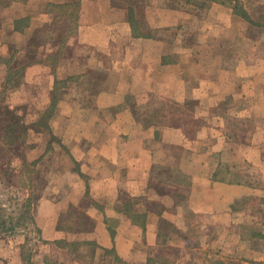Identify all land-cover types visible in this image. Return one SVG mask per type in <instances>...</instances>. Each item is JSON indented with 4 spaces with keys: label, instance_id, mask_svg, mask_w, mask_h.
I'll return each mask as SVG.
<instances>
[{
    "label": "crops",
    "instance_id": "1",
    "mask_svg": "<svg viewBox=\"0 0 264 264\" xmlns=\"http://www.w3.org/2000/svg\"><path fill=\"white\" fill-rule=\"evenodd\" d=\"M75 1L68 28L52 5ZM241 3L249 18L216 1L0 0L2 104L33 121L56 102L38 239L7 237L0 264H146L165 248L264 264V1Z\"/></svg>",
    "mask_w": 264,
    "mask_h": 264
},
{
    "label": "rangeland",
    "instance_id": "2",
    "mask_svg": "<svg viewBox=\"0 0 264 264\" xmlns=\"http://www.w3.org/2000/svg\"><path fill=\"white\" fill-rule=\"evenodd\" d=\"M196 1L198 2L199 0ZM263 10L264 8L259 11L261 12L259 13L260 18H264V14L262 12ZM203 13L206 12L203 11ZM244 48L246 49V46ZM5 94L6 88L0 90V105H2V103L6 100ZM9 108L13 110L17 117H20L22 122L29 126V132L24 144L16 143L3 147V145L0 143V207H3L5 210L1 211V213L4 215L11 213V209L14 208L15 210V207H19V205L24 206L28 199L32 205L30 213H33L32 211L36 199L41 194H44V192L46 193L44 188L46 186V175L49 173V169L47 170L48 167L44 163L42 169L41 167L36 168V165L31 164V162L38 158L42 147H45L47 142H49L50 133L42 124L37 126L33 125V122L37 119L36 118L32 121L35 109L34 106H9ZM4 119H6V116H0V121L2 123H4ZM1 132H3L2 128H0V134ZM21 153L25 156V164L20 157ZM17 210L18 209L16 208L13 213L14 216L17 215ZM260 212L261 209L258 210L257 207V213L259 214ZM260 221H262V219H259V222ZM21 224L22 226L16 230L15 234L11 235L8 232L0 233V243H4L7 237L13 236L15 240L17 239L23 241L21 243L25 245L26 251L32 249L34 247V243L38 239L39 233L34 228L32 221L29 218L25 220L22 219ZM256 238L259 240L258 236H256ZM195 240L196 239L193 237V243H196ZM195 255H197V253ZM198 258L202 260L201 256ZM184 262L185 264H196V261L192 256L190 260ZM204 263L206 264V262Z\"/></svg>",
    "mask_w": 264,
    "mask_h": 264
},
{
    "label": "trees",
    "instance_id": "3",
    "mask_svg": "<svg viewBox=\"0 0 264 264\" xmlns=\"http://www.w3.org/2000/svg\"><path fill=\"white\" fill-rule=\"evenodd\" d=\"M177 2H181V3H185V4H200L202 3V5L207 4L208 2H212V1H216V2H220V3H229L232 5V7L234 8V11L236 13H238L240 16L244 17V18H249V15H247L246 10L243 8L241 0H199L198 2L196 0H176ZM79 5L78 1H75V3H62V4H53V8L56 11V16H64L66 18L69 19V26L68 28H70L71 25V13L67 12L65 10V8L67 7H72V9L77 8ZM76 10V9H75ZM64 26H57V28L59 30L63 29ZM66 27V26H65ZM9 76H11L12 79L20 76V69H15V70H10L9 71ZM16 80V79H15ZM61 81H59L58 85H61ZM15 84H18L17 82H10V85L14 86ZM8 86V85H7ZM6 88V87H5ZM57 88H59V86H57ZM57 93V91H56ZM56 102L50 104L48 107H46L44 110L40 111L38 113V117L37 119L33 122L34 126L37 125H44V127L49 131L50 133V137H52V132H51V128L49 126V120L52 116V114L54 113L55 110V106ZM0 116H6V119H4V123H2L0 121V128L3 129V132H1L0 134V143L3 145V147L8 146V145H13V144H24L26 141V137L28 135V125L24 122L21 121L20 117H17L15 115V113L13 112L12 109H10L7 105H0ZM2 120V119H1ZM51 139L49 140V142H47L46 144V149H48L50 146ZM21 159L23 160V163H26L25 160V156L21 153L20 154ZM39 158L33 160L31 162V164L36 165ZM87 188V186H86ZM17 206V205H16ZM31 204L29 199L27 200V202L24 204V206L19 205V207H15L18 209L17 210V215L14 216V208L10 210L11 213L4 215L1 213V211H5L3 207H0V233H10L15 234L16 230H18V228L20 226H22L21 224V220H25V219H30L31 221H33V216L32 213H30L31 210ZM75 209L73 211V213H75ZM80 217L81 221H77L76 219ZM77 218L72 221V223L74 224L75 221L77 224L82 225L83 223L86 224L89 221V218L84 214L82 215L81 213H78ZM71 219H67V217H62V219L60 220V226L61 225H65L67 222H70ZM197 233H192L190 236L194 237L196 239V243H199V237L197 236ZM259 238L264 237V234H258L257 235ZM62 241V242H61ZM56 243L59 246H63L64 243L66 244L67 242L65 240H58L56 241ZM62 244V245H61ZM166 250H162L160 253L156 254L153 257L148 258V261L146 264H185V262L182 260V256L174 249L172 248H165ZM171 249V250H169ZM203 261H206V264H226L224 261H222L221 259L218 258H207L206 256L203 257L202 259Z\"/></svg>",
    "mask_w": 264,
    "mask_h": 264
}]
</instances>
